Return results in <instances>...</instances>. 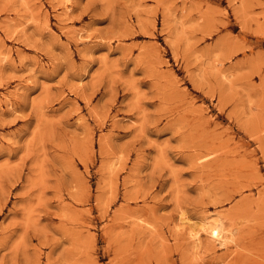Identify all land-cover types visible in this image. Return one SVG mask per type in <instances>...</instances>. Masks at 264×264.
<instances>
[{"label":"rangeland","instance_id":"1","mask_svg":"<svg viewBox=\"0 0 264 264\" xmlns=\"http://www.w3.org/2000/svg\"><path fill=\"white\" fill-rule=\"evenodd\" d=\"M0 264H264V0H0Z\"/></svg>","mask_w":264,"mask_h":264},{"label":"bare ground","instance_id":"2","mask_svg":"<svg viewBox=\"0 0 264 264\" xmlns=\"http://www.w3.org/2000/svg\"><path fill=\"white\" fill-rule=\"evenodd\" d=\"M66 10L68 11V9H66ZM70 11H71V10H70ZM65 12H66V11H65ZM66 14H67V12H66ZM59 19H60V17H59ZM61 21H62V20H61ZM63 21H64V20H63ZM63 21H62V22H63ZM60 23H61V22H60ZM63 23H64V22H63ZM63 32H64V31H63ZM77 32H79V31H77ZM75 34H77V33L75 32ZM67 37H68V36H67ZM9 52H11V51H9ZM12 52H13V51H12ZM8 55L10 56V53L8 54V51H7V55H6V56H8ZM6 56H5V57H6ZM18 89H19V88H17V90H18ZM17 90H16L15 92H17ZM18 92H19V91H18ZM9 95H11V94H9ZM11 96H12V95H11ZM2 97H3V96H2ZM5 97H6V96H5ZM7 98L9 99V97H6V100H7ZM4 100H5V99H4ZM11 101H12V100H11ZM5 102H6V101H5ZM9 102H10V101H9ZM11 104H13V102H12ZM7 108H9V107H7ZM217 216H218V215H217ZM208 217H209V216H208ZM210 217H211V216H210ZM203 218H205V217H203ZM212 218H213V216H212ZM217 218H218V217H217ZM205 219H206V218H205ZM209 219H210V218H209ZM218 219H219V218H218ZM218 219H216V220H218ZM200 220H201V218H200ZM213 220H214V219H213ZM220 220H221V219H220ZM182 221H183V223H184V221L186 222V221H188V220H182ZM182 221H181V222H182ZM210 221H211V220H210ZM181 222H180V223H181ZM202 222H204V221H202ZM213 222H214V221H213ZM213 222H212V223H213ZM220 222H221V221H220ZM186 223H187V222H186ZM190 223H191V221H190ZM190 223H189V224H190ZM200 223H201V222H200ZM209 223H210V222H209ZM216 223H217V222H216ZM216 223H215V222L213 223V224H215V225H214L212 228L210 227V228H211V230L209 231L210 234H209V233H207V234H209L210 236H212V237L215 238L216 240H220V239H222V237H223V236H222L223 234L221 233V232H223V231H221L222 229H221V230L219 229V226L221 227L222 224L219 223V224H221V225L218 226V225H217L218 223H217V224H216ZM202 224H204V223H202ZM199 225H200V224H199ZM206 225H208V224H205V226H206ZM184 226H185V225H184ZM209 226H210V225H209ZM193 227H194V225H193ZM199 227L201 228V225H200ZM188 230H190V228H189ZM197 230H198V229H197ZM201 230H202V229H201ZM198 231H199V230H198ZM202 231H203V230H202ZM207 232H208V231H207ZM195 233H196V232H195ZM199 233H200V232H199ZM223 233H224V234H227V233H225V231H224ZM189 234H190V232H189ZM192 234H194V233L192 232ZM197 234H198V232H197ZM190 236H191V235H190ZM225 236H226V235H225ZM225 236H224V238H223L224 240H225ZM191 237H192V236H191ZM227 237H229V236H227ZM192 238H193V237H192ZM198 238H200V236H198ZM215 239H214V240H215ZM223 239H222V240H223ZM193 240H195V239H193ZM226 240H227V239H226ZM229 240H230V239H229ZM229 240H228V241H229ZM229 242H230V241H229ZM229 242H228V243H229ZM195 243H197V241H195ZM224 243H225V241H224ZM196 245H197V244H196Z\"/></svg>","mask_w":264,"mask_h":264}]
</instances>
